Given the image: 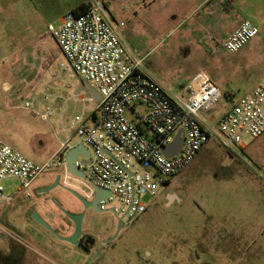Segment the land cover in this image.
Instances as JSON below:
<instances>
[{
	"label": "rangeland",
	"instance_id": "rangeland-1",
	"mask_svg": "<svg viewBox=\"0 0 264 264\" xmlns=\"http://www.w3.org/2000/svg\"><path fill=\"white\" fill-rule=\"evenodd\" d=\"M84 1L0 0V139L36 162L50 156L56 141L53 128L61 127L63 119L67 122L73 110L78 107L80 111L81 106L72 100L64 102L70 104V110L63 116L56 115L61 108L56 109L49 122L27 109L6 108L3 82L11 80L18 90L30 91L31 85L27 87L23 79L27 76V81L33 83L37 76L41 61L35 45L45 38L55 54L58 47L48 25H57L65 12ZM255 1L243 13L257 20L260 33L236 53L211 49L200 38L187 37L189 23L202 15L197 9L186 18L190 1L147 0L135 12L140 0H121L119 15L133 17L127 26L128 43L170 89L179 91L203 67L223 89L240 96L264 78V0ZM56 63L59 65L60 55ZM57 67L52 75H58L63 86L77 80L75 72ZM38 83H42L41 78ZM55 85L59 87L53 82L51 88ZM41 96L42 92L35 96L37 106L41 105ZM220 102L219 110L203 115L217 118L232 104L227 96ZM136 107L146 110L143 103ZM127 113L134 118L129 110ZM242 141L244 149L235 146L230 150L218 139H211L184 170L161 175L164 183L159 197L147 212L133 220L122 237L141 239L144 249L153 245L158 252L168 254L172 264H264V134L253 137L244 133ZM46 178L42 175L37 181ZM2 184L7 194L14 195L21 182L11 177ZM58 196H54L57 205L48 201L51 216L57 220L64 213L61 208L69 210ZM144 199L149 201L150 197L144 195ZM114 205L119 207L118 202ZM4 207L0 204V210ZM100 218L110 226L116 220L112 212L100 213ZM10 219L15 227L6 221L3 224L21 233H33L15 215ZM10 241L0 228V264H11L6 261Z\"/></svg>",
	"mask_w": 264,
	"mask_h": 264
},
{
	"label": "built area",
	"instance_id": "built-area-1",
	"mask_svg": "<svg viewBox=\"0 0 264 264\" xmlns=\"http://www.w3.org/2000/svg\"><path fill=\"white\" fill-rule=\"evenodd\" d=\"M111 1L86 0L85 11H67L57 25L50 23L48 32L58 47L55 54L45 38L35 45L41 61L35 80H42L41 99L46 104L37 106L31 90L20 91L13 85L5 89L6 108L27 109L51 122L57 106L53 104L56 96L50 88L57 75L50 79L41 75L53 64L68 73H77L96 88L100 99L72 91L63 96L64 102L72 100L82 109H75L70 115L68 126L61 129L64 136L54 129L58 148L43 163L0 139L1 205L8 206L20 196L30 197L42 175L60 174L62 185L77 190L88 200L97 193L95 185L107 191L99 207L131 222L159 197L164 183L161 175L184 170L211 139H218L230 150L235 146L244 149V133L253 137L264 134V78L243 95L228 97L232 104L219 117H205L203 113L221 108L220 101L226 96L223 88L201 67L179 91L170 89L162 77L147 67L145 57L128 43L121 27L130 16L116 18L109 8ZM146 4L147 0H142L141 5ZM259 33L258 25L244 19L226 38L219 39L206 31L204 39L216 50L236 53ZM23 81L27 87L31 85L27 76ZM137 103L145 104L146 110H139ZM128 110L134 118L129 117ZM60 112L64 116L67 108H61ZM179 131L184 139L181 150L174 156H166L163 148L174 142ZM80 143L90 149V155L83 151L76 160L77 168L86 177L72 173L67 164L68 152ZM11 177L21 182L14 195L7 194L2 184ZM144 195L150 200L146 201ZM117 202L119 207L114 205ZM0 228L15 243L23 247L31 245L18 230L1 222Z\"/></svg>",
	"mask_w": 264,
	"mask_h": 264
},
{
	"label": "flooded vegetation",
	"instance_id": "flooded-vegetation-1",
	"mask_svg": "<svg viewBox=\"0 0 264 264\" xmlns=\"http://www.w3.org/2000/svg\"><path fill=\"white\" fill-rule=\"evenodd\" d=\"M40 188L35 187L30 197H20L27 206L25 225L30 227L33 233L27 231L23 233L31 242L29 247L14 243L13 249L16 254L12 256L11 264H16L17 261L23 264H172L170 256L158 252L153 245L150 249H144L146 245L141 239L122 237L133 221L125 222L114 214L116 220L114 225L110 226L100 218V213L110 211L101 208L100 210L89 208L83 212L81 234L77 243L65 241L50 229L49 232L48 228H44L45 225L33 217L34 211H38L64 237L73 234L76 225L65 213L59 220L51 216L48 205L50 197L46 193H39ZM69 210L82 212V209L75 210L74 206H70ZM120 219L124 226L118 232Z\"/></svg>",
	"mask_w": 264,
	"mask_h": 264
},
{
	"label": "crops",
	"instance_id": "crops-1",
	"mask_svg": "<svg viewBox=\"0 0 264 264\" xmlns=\"http://www.w3.org/2000/svg\"><path fill=\"white\" fill-rule=\"evenodd\" d=\"M184 1H187L186 2L187 4H188V1H190V6L187 10L186 18L188 16H190L192 13H194L197 9H198L197 12L201 11V13H202V15H200V17H197L192 24L189 23V26L186 28V35H187V37H193V38H198V39L200 38L201 42H203L205 44V47L215 49L210 43H208L204 39V34L206 31H210L219 39H224L228 35H230L240 25V23L244 19H250L256 25L259 26L256 19L251 18L250 16H248V14L246 17L245 16L246 12L243 13V11H246L245 9H247L248 7H251L254 4V2L257 3L258 1H255V0H184ZM119 2H121V0H112L111 3L109 4V8L116 18L124 19L125 16L119 15V12L121 11L120 10L121 6H120ZM141 4H142V0H140V4L136 6L135 12H138L137 8L141 7L142 6ZM241 6H242V9L239 8ZM132 18L133 17L130 15V19H132ZM190 20H192V19L191 18L188 19L185 22V24L190 22ZM129 22L130 21L128 20L126 22V24L121 29L122 34L124 35L125 38L127 36V26L129 25ZM199 33H201V34H199ZM50 65L51 66H49L48 69H46L44 71V73H42V75H41V77H44V79H47V78L50 79V76H52V73L56 72V70H55L56 68L53 67V64H50ZM76 75H77V80L73 81L69 86H63L62 83L60 82L61 78L58 75H57V79L54 80V83H58L59 87H56V85H55L54 88L50 89V92L53 91L54 95L56 96V98L53 100V102L56 104L57 109L64 108L67 106L66 107L67 111L70 110V104H68V103H67V105L64 104L63 96L69 95V93L71 91L72 92H78L79 90H81L84 87L85 81L77 73H76ZM38 82H39V80L38 81L35 80L33 83H31V88H32L31 91L35 94V96L38 95L39 93H41L39 91L43 87V83L39 84ZM6 83H8V85H12L11 80H9V81L5 80L3 82L4 89H6L5 88ZM36 84H38V86H36ZM255 84H251V86H249L248 90L251 87H253ZM56 89L58 91L57 93H56ZM59 89H61V90L59 91ZM223 90L224 91L228 90L229 94H231L232 96L235 95L234 92L229 90L228 88L223 89ZM80 94L88 95L87 92H85V91H81ZM46 103H47V101H46ZM41 104H44V101L42 99H41ZM78 106H81V105H78ZM75 109L79 111L78 107ZM81 109H82V106H81ZM55 114L61 115V112L58 110ZM63 126H68V121L66 122L63 119L61 127H59V128L54 127L53 130L55 129L56 131H58L60 136H64L63 132H61V129ZM54 135H55V133H54ZM55 140H56L55 144L52 148V152H51L50 156L48 157V159L53 155V153L58 148V139L56 138V136H55ZM47 160H44L42 162H37V163H43ZM46 177L47 178L45 180L36 181L35 187H43L45 185H48L49 183H51L55 179V177H52L48 174H46ZM58 190H60V189H58ZM56 193H57V195H59L58 197H59V200L61 201V203L69 209L71 205H70L68 199H66L65 195H63L64 194L63 191L62 190L57 191ZM20 197H17L13 201L12 204L8 205V207L4 205L6 208H3V210H0V222L1 223H3L2 221H6L9 224H11L13 227H15L11 223V219H10L11 215H15L19 220H22L25 223L27 206L25 204H23ZM38 210L40 211L41 209H38ZM17 229H19V228H17ZM14 258H16V256H14ZM17 262L19 263V261H17Z\"/></svg>",
	"mask_w": 264,
	"mask_h": 264
},
{
	"label": "water",
	"instance_id": "water-1",
	"mask_svg": "<svg viewBox=\"0 0 264 264\" xmlns=\"http://www.w3.org/2000/svg\"><path fill=\"white\" fill-rule=\"evenodd\" d=\"M81 91H85L87 92L88 95H93L96 99H100V94L99 92L96 90L95 87H93L92 85H90L87 82H84V87L79 90L77 93L81 92ZM180 132H178L175 140L173 143H171L170 145L166 146L163 148V152L166 156H174L175 154H177L182 146H183V142L184 139L182 137H180ZM85 151V153L87 155H90V149L88 148V146H86L83 143H80L78 145H76L75 147L71 148L70 151L67 154V164L68 167L70 169V171L74 174L86 177V174L79 170L76 166V160L77 157L83 152ZM61 176L60 174H57L55 176V179L52 183L45 185L43 187H41L39 189V193H46V195L49 198V202H51V204H56V201L54 200V196L57 195V191H63V195H65L66 199H68L69 203L71 206H74L75 210H79L82 209V212H73L71 210H66V209H62V211L68 216L70 217L76 225V229L75 232L71 235H68L66 237L61 236L41 215L38 211H34L33 212V217L39 221L40 223H42L43 225H45L48 229H50L54 234H56L58 237L64 239L65 241H68L70 243H77L78 242V237L81 234V223H82V215L83 212L86 211L89 208H93V209H99V201L106 197L108 192L99 188L98 186L95 185L96 187V195L88 200L86 199L80 192H78L77 190L68 187V186H64L62 185V183L60 182ZM60 189V190H57ZM54 190H57L55 193H51ZM57 205V204H56ZM119 230L121 229L122 226H124V222L122 221V219H120L119 221ZM117 232V234H118ZM116 234V235H117Z\"/></svg>",
	"mask_w": 264,
	"mask_h": 264
},
{
	"label": "trees",
	"instance_id": "trees-1",
	"mask_svg": "<svg viewBox=\"0 0 264 264\" xmlns=\"http://www.w3.org/2000/svg\"><path fill=\"white\" fill-rule=\"evenodd\" d=\"M87 9V4H86V0L84 1V2H82L79 6H77L75 9H73V10H75V11H85ZM184 85V84H183ZM225 94H226V96L227 97H230V94H229V91L228 90H226L225 91ZM14 241H10L9 243H8V251H9V253H10V256H7L6 255V261H10L11 260V258H12V256L14 255V254H16V253H14V249H13V245H14V243H13ZM21 252V251H20ZM11 262V261H10Z\"/></svg>",
	"mask_w": 264,
	"mask_h": 264
}]
</instances>
